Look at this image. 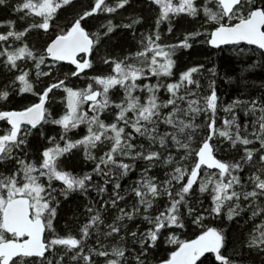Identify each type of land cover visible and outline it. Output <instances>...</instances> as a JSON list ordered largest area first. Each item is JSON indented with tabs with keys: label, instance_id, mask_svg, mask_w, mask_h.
<instances>
[{
	"label": "snow or ice",
	"instance_id": "6c2138e0",
	"mask_svg": "<svg viewBox=\"0 0 264 264\" xmlns=\"http://www.w3.org/2000/svg\"><path fill=\"white\" fill-rule=\"evenodd\" d=\"M0 9V264H264V0Z\"/></svg>",
	"mask_w": 264,
	"mask_h": 264
},
{
	"label": "trees",
	"instance_id": "16d2710c",
	"mask_svg": "<svg viewBox=\"0 0 264 264\" xmlns=\"http://www.w3.org/2000/svg\"><path fill=\"white\" fill-rule=\"evenodd\" d=\"M7 18H14V17H10V12L6 9H0V20L2 19H7ZM166 27V26H165ZM200 59H205L204 56L199 57ZM254 59H256L255 56H250V57H244V56H239V57H234L232 60V63L230 65V71L231 74L235 77L237 76L240 72H242L246 67L247 64L251 63ZM214 62V60H213ZM209 66H211V63L209 64ZM223 74V72H222ZM245 75L248 77L249 82L255 81L256 85L258 86L261 82V80H264V69H260L257 68L251 72H247L245 73ZM154 82V80H153ZM221 84V88L224 90H227L230 95L225 96V100H228L231 98V96H233L235 93L232 92V88L234 86H230L225 84L223 81L220 82ZM19 98H14L13 99V104L16 103V101ZM63 223V222H61Z\"/></svg>",
	"mask_w": 264,
	"mask_h": 264
}]
</instances>
